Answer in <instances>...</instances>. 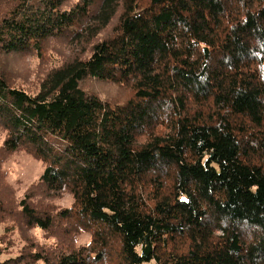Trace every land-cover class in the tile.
I'll use <instances>...</instances> for the list:
<instances>
[{
  "label": "trees",
  "instance_id": "1",
  "mask_svg": "<svg viewBox=\"0 0 264 264\" xmlns=\"http://www.w3.org/2000/svg\"><path fill=\"white\" fill-rule=\"evenodd\" d=\"M0 133V264H264V0H0Z\"/></svg>",
  "mask_w": 264,
  "mask_h": 264
},
{
  "label": "rangeland",
  "instance_id": "2",
  "mask_svg": "<svg viewBox=\"0 0 264 264\" xmlns=\"http://www.w3.org/2000/svg\"><path fill=\"white\" fill-rule=\"evenodd\" d=\"M2 140L3 136L0 133V144ZM4 167L9 173L8 179L10 183L18 189L20 195L25 191V189L29 185L36 182L40 178L45 169V166L41 161L33 158L25 151H19L15 153L4 165ZM61 203L65 206H68L72 203V199L69 195H67ZM0 232H2V229L0 230ZM33 232L41 242H45L42 238L43 233L41 231L36 230ZM15 238L16 247L14 248L15 254L13 255H16L23 245V242L20 240L19 237L16 236ZM89 240L90 235L86 233L83 234L80 238L81 243H87L89 242ZM4 258H8V256Z\"/></svg>",
  "mask_w": 264,
  "mask_h": 264
}]
</instances>
